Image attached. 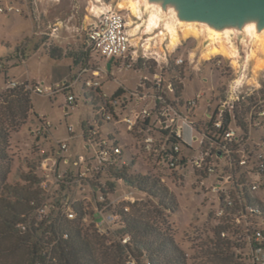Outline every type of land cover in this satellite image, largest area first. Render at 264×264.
Masks as SVG:
<instances>
[{
  "label": "rangeland",
  "instance_id": "374dc122",
  "mask_svg": "<svg viewBox=\"0 0 264 264\" xmlns=\"http://www.w3.org/2000/svg\"><path fill=\"white\" fill-rule=\"evenodd\" d=\"M124 1L0 0V8L3 9L0 13V59L9 60L2 63L1 72L6 71V75L0 74V93L11 89L12 85L24 84L52 90V94L44 95L31 92L32 112L25 125L10 136L7 153L11 162L6 183L18 189L36 191L40 194L39 204L45 205L48 211L55 207L65 214L73 211V205H81L86 213L82 221L84 229L96 230L98 235L106 237L111 243L119 228L97 227L93 222L100 219V214L118 213L123 206L131 210L130 205L133 204H138L136 209H147L145 206L148 204H143L147 201V196L122 182L116 183L112 193L105 197L101 194L102 190L107 189V182L114 183L107 175L110 164H99L96 161L95 150L91 148L89 141L82 137L81 128L84 124L88 131L93 125L94 111L91 101L84 98L85 94L89 93L85 81L92 78L91 70H98L100 76L94 80L99 85L97 89L101 91L102 102L108 104L113 101V94L119 90L122 93L120 99H125V102L119 101L117 105L118 119L113 118L109 123L101 125L97 132L99 140L108 137L114 140L115 137L123 153L119 165H129L132 160L131 174H151L174 196L177 204L174 213L154 210V214L150 213L149 217L156 216L155 221L162 224L161 228L169 231L175 243L184 251L187 264H259L252 258L244 221L240 220L237 224L234 217H229L230 220L216 217L220 200L211 188L229 190V185L217 179L223 177L221 175H230L228 168L224 170L227 163L222 161L214 164L210 159L211 164L215 165L216 173L207 178H200L195 175L190 162L183 169L177 167L171 170L165 163L158 162V154L145 153L141 148V134H137L139 131L134 132L135 137L122 119L132 110L139 111L144 107H151L148 100L137 105L131 94L138 90L143 78L151 79L150 74L154 72V67H151V63L145 65L131 60L123 63L120 61L111 64L108 74L106 67L109 62L103 60L96 52H87L86 31L89 23L95 20L91 10L95 11L97 7L107 5L111 10L120 11L126 18L132 42L137 44L138 55H141V44H145V47L156 52L157 63L161 67L166 61L172 65L169 71L162 72V77L165 81L182 86L181 101L189 102L194 100L197 94L202 95L192 116L186 115L184 107L179 108L183 116L189 117V124L182 119L178 122L182 129L183 144L193 151L191 154L187 151L181 152V155L189 160L200 158L202 136L193 125H201L207 113H220V110L226 111L233 105V109H237L241 115L246 113L247 117L254 106L264 109V67L256 72L264 57L259 55L257 59L253 58L251 64L255 65V68L249 75L239 73L240 61L232 52L235 48H231L228 43H223L227 47V56L217 55L204 59L209 43L205 40V30L200 27L195 28L197 36L183 37L182 31L177 30L179 43L171 47L169 30H164L163 35L158 36V31L152 29L154 27L146 29L148 11H144L142 0H138V12L135 16L128 9L119 7ZM168 21L169 17L164 19L160 29ZM54 29L57 31L53 32ZM145 31L147 34H144ZM140 37H143L142 40ZM151 37L153 40L144 41ZM16 49H19L20 54L16 53ZM52 49L61 52V59L49 57V51ZM81 53H86L88 57L86 62L84 61L85 64L77 65L73 59ZM239 53L243 56L241 50ZM177 59L183 60L179 68L174 67ZM151 61L154 62L153 59ZM128 65L131 66L128 68ZM84 69L87 70L86 73H83ZM242 76L245 77L244 81L249 83L236 88L235 92L239 97L235 100L234 95H231V86L233 87V82ZM75 81L77 82L74 86L70 87ZM64 85L69 88L63 91ZM69 93L75 98L71 105L65 98ZM112 110L114 111V108ZM252 116L256 115L253 113ZM37 135L39 141H36ZM247 135L249 143L253 145L258 146L264 142V117L260 119L258 127L248 128ZM62 144L67 148L64 153L59 154L58 146ZM103 168L104 170H101ZM243 172L245 170L242 169L240 175ZM255 194L264 203V188H259ZM230 195L236 202V195ZM75 218L76 214L73 219ZM92 224L93 227L90 226ZM219 224H228L227 232H224V236L220 233L219 238L222 243L230 246V252L239 259L226 260L213 254L216 250V233L219 231L216 227ZM248 226L252 227L251 233H254V228H260L257 221L250 222Z\"/></svg>",
  "mask_w": 264,
  "mask_h": 264
},
{
  "label": "trees",
  "instance_id": "16d2710c",
  "mask_svg": "<svg viewBox=\"0 0 264 264\" xmlns=\"http://www.w3.org/2000/svg\"><path fill=\"white\" fill-rule=\"evenodd\" d=\"M19 52V49H16V53ZM49 57L58 60L62 55L57 49H52L49 51ZM6 60L9 61L4 58L0 59V74L3 76L6 75V71L1 72L3 70L2 63ZM83 60H87V55L84 53L73 59L75 64H79ZM137 63L144 64L141 60ZM150 65L153 67L152 64ZM172 85V96L180 99L182 86L174 83ZM66 89L64 85L63 91ZM87 90L89 93L85 94L84 98L86 101L87 99L91 101L94 121L88 131L84 124L81 125L82 137L91 142V145L106 141V148H118L115 137L114 140L109 137L99 140V133H97L102 124L110 122L98 116L97 113L111 114L114 118L113 107L102 102L103 98L98 89ZM121 95L119 90L113 94L111 100L123 103V100L120 99ZM66 97L67 95H65ZM31 112V93L25 90V84L0 93V264H187L184 251L175 243L169 231L166 228H161L162 224L155 221L156 216L149 217L150 213L154 214L156 210L174 213L177 209L174 196L158 178L151 174H131L132 160L129 165L125 163L119 165L120 157L123 154L122 150L119 155H114L109 151L104 160L101 162L96 160L99 164L109 162L107 175L114 180V183H106L107 189L102 190L101 194L105 197L115 190L116 183L122 182L145 194L148 199L143 204L148 205L145 206L146 210L136 209L138 204H133L130 205L131 210L123 206L118 213L115 212L119 219L113 227L117 226L119 229L114 233L112 243L106 237L98 235L96 230L84 229L82 221L86 213L81 205H73L72 210L76 214V218L69 220L66 213L62 214L55 207L48 211L45 205L39 204L40 194L36 191L18 189L16 186L8 185L6 180L10 173L11 159L7 151L10 136L25 125ZM245 114L243 112L241 115L237 109L233 108L231 112L225 111L221 117L222 128L217 130L213 128V124L218 118V112L215 111L212 115L207 113L203 123L197 127V132L205 135L204 145H201V148L208 145L210 141L219 143L224 132L233 128L236 130L239 140L242 138L246 141L243 142L244 151L251 153V165L259 164L255 153L260 150L264 151V142L259 143L258 146L249 143L248 128L255 127L256 119L249 120ZM40 122L42 121L40 120ZM259 125L260 122L256 127ZM90 129L96 131L93 138L89 133ZM131 133L134 134V132ZM36 141H39V135H37ZM173 143L174 141L169 139L167 148L169 149ZM184 147L186 148L183 149L184 152L186 150H189L187 152L189 154L192 152L188 147ZM168 156H170L169 151L162 152L158 155L157 160L169 167ZM185 161L183 156L180 169L185 167ZM216 162L219 163L217 160ZM231 172L233 175H240V169L237 166ZM195 175L200 174L195 172ZM251 175H263L258 176V179L260 188H264V172L260 174L252 172ZM36 183L39 182L36 181ZM246 185L247 182L243 181L241 186L244 187L240 189L241 200L244 207L254 211L252 219L261 225L259 232L264 237V203L258 199L254 192L247 190ZM143 204L140 203V205ZM150 210L152 211L149 212ZM41 211L42 213H40ZM227 215L236 216V213L229 211ZM31 217L33 218L31 219ZM97 221H94L93 224ZM93 224L90 226L93 227ZM216 229L219 231L216 233L217 239L214 245L216 250L213 254L222 256L226 260L239 259L233 252H230V246L222 243L219 238L220 233L227 232L228 226L219 224ZM124 239H127L126 243L122 242ZM262 249L264 250V246Z\"/></svg>",
  "mask_w": 264,
  "mask_h": 264
},
{
  "label": "built area",
  "instance_id": "2783aa9c",
  "mask_svg": "<svg viewBox=\"0 0 264 264\" xmlns=\"http://www.w3.org/2000/svg\"><path fill=\"white\" fill-rule=\"evenodd\" d=\"M1 12H3L2 8H0V13ZM91 12H93L95 20L89 23L86 31V47L89 51L96 52L103 59L114 60L115 62L121 61L123 63L131 60V62L136 63L141 60L144 64L151 63L153 65L154 72L150 75L151 79L143 78L138 90L131 94L133 98H135L136 104L148 100L151 107L149 105V109L144 107L139 111L132 110L122 120L128 126L127 128L129 132H135L136 130L139 131L137 134H141V148L145 153H148L149 155L152 153L160 155L162 152L167 153L169 151V168L172 170L177 167L180 168V163L183 157L181 152L186 148L184 147L185 145L182 140V129L178 126V122L179 119H182L185 123L189 124V117L187 116H192V112L202 95L197 94L194 100L185 103H181L180 99L174 98L172 96L173 83L171 81H165L162 77V72L169 71L172 65L166 61L161 67L157 63L158 56L156 52L152 51V49H149L147 46L145 47V44H141V55H138V47L137 44L132 42V35L130 34L125 16L118 10L109 9L107 5L100 8L97 7L95 11L91 10ZM55 31L56 29L53 30V32ZM151 58L157 63V65L151 61ZM174 64L175 68H179L182 66L183 60L177 59ZM130 66L131 65H128L127 67L129 68ZM92 72L93 78L99 77L100 72L98 70H93ZM244 79L245 77L242 76L239 80L233 82V87L231 86V95H234L233 99L235 100H238L239 97L235 92V90H237L236 88L243 87L244 84L249 83L248 81H244ZM15 86L16 85H12V88ZM85 86L89 90H97L99 87L94 79L85 81ZM66 88L69 87L66 86ZM25 90L37 95L52 94L51 88H41L40 86L31 87L25 85ZM123 100V102H125V99ZM66 101L69 105L73 104L75 101L73 94L67 95ZM108 104L114 108V119H116L119 115V107L117 106L119 105V101H110ZM181 107L185 108L187 116H183L180 113L179 108ZM232 108L233 105L228 107L226 111L231 112ZM224 112L225 111L220 110V113H218V118L213 124L214 129L221 130V117ZM253 113L256 116H252ZM97 115L105 118L107 121H112L113 119L111 114L98 112ZM253 117H257L255 124V126H257L260 119H263L264 117V109H260L257 106L252 107L248 118L249 120H253ZM193 127L197 130L196 126L193 125ZM89 133H91L92 138L96 135V131H93L92 129L89 130ZM199 134L202 136L199 150L200 158L198 160H189L185 157L186 161L184 165L186 167L190 162L194 172L198 171L199 174H201L197 176L200 178H207L211 176L212 173H216L215 165L211 164L212 162L210 159L213 160L214 164H218L216 160L219 161V163L222 161L227 163L224 170L228 168L230 175H221L223 177L216 178L229 185V190H223L217 187L211 188V191L218 194L220 200V209L216 217L222 220H230L229 217H234L237 224L240 220L244 221L247 231V243H249L252 250V258L257 263L264 264V255H262V252H264L262 249L264 246V237L260 235V228H254V233L250 232V228L252 229V227L248 226V224L252 221H256L252 219L254 211L244 207L240 196V189L244 187L241 186L243 181L247 182L246 188L251 192L255 193L260 188L258 176L263 175H251V173L255 172L260 174L264 172V151L260 150L258 153H255V157L259 161V164L252 166L250 163L251 153L244 151L243 142L246 141L242 138L239 140L235 129L230 128L225 131L219 143L216 144L210 141L209 144H206L203 148H201V145H204L205 135L203 133ZM169 139H172L174 143L171 144L168 149L167 141ZM106 145V141H102L97 145H91V148H94L95 150V158L98 162L104 160L109 151L114 153V155H119L121 152L119 147L108 149L106 148ZM58 147L59 153H64L67 148L65 144L59 145ZM186 151L189 152V150ZM235 166L240 169V172L242 169L245 170V172H243L242 175H233L231 171ZM224 170L222 172H224ZM231 193L236 195V202L232 200ZM125 210L127 211V209ZM229 211L235 212L236 216H228L227 213ZM40 213H42V211ZM66 216L69 220L74 218V214L71 211L66 213ZM100 216V219L96 222L97 227H111L119 219L116 214H101ZM221 234L224 236V232ZM126 241L127 239H124L122 242L126 243Z\"/></svg>",
  "mask_w": 264,
  "mask_h": 264
},
{
  "label": "water",
  "instance_id": "95a60500",
  "mask_svg": "<svg viewBox=\"0 0 264 264\" xmlns=\"http://www.w3.org/2000/svg\"><path fill=\"white\" fill-rule=\"evenodd\" d=\"M142 7L148 11L147 26L153 12L158 16V25L152 28L158 31V36H162L164 30L177 33V30L200 27L205 30V40L209 43L207 47L225 42L235 48L232 52L240 61L239 73L249 75L255 68L251 63L260 55L264 0H142ZM168 17L170 21L160 29L161 22ZM147 40H153V37L144 41ZM111 62L107 65L108 69Z\"/></svg>",
  "mask_w": 264,
  "mask_h": 264
},
{
  "label": "bare ground",
  "instance_id": "6f19581e",
  "mask_svg": "<svg viewBox=\"0 0 264 264\" xmlns=\"http://www.w3.org/2000/svg\"><path fill=\"white\" fill-rule=\"evenodd\" d=\"M138 2H139L138 0H125L122 3L120 2L121 4H119V7L128 9L131 12V14L135 16L138 12ZM158 21H159L158 16L153 12L149 18V23H148L147 29H149L151 27L156 28L158 25ZM169 32H171L170 46L173 47L177 44L179 37L174 30H170ZM197 34L198 33L196 32V30L194 28H186L182 31L183 37L188 36V35L197 36ZM259 53L262 57H264V32H262V34L260 35V38H259ZM217 55H222V56L228 55L227 47L223 44V42H218L217 45L208 46L206 48V52H205L203 58L209 59L210 57L217 56ZM263 67H264V61L262 60V61H260L259 65L256 69V72L261 70Z\"/></svg>",
  "mask_w": 264,
  "mask_h": 264
},
{
  "label": "crops",
  "instance_id": "0c3cea01",
  "mask_svg": "<svg viewBox=\"0 0 264 264\" xmlns=\"http://www.w3.org/2000/svg\"><path fill=\"white\" fill-rule=\"evenodd\" d=\"M94 1H97V0H94ZM56 31H57V29H56ZM86 50H87V52H89L90 54H91V51H89L87 48H86ZM84 54H86V53H84ZM87 55V54H86ZM87 57H88V55H87ZM101 57V56H100ZM102 58V57H101ZM103 59V58H102ZM103 60H105V61H107V62H109L110 60H106V59H103ZM86 62V61H85ZM85 62H84V60L82 61V62H80L79 63V65H81V64H85ZM116 63H118L117 61L115 62L114 60H112V62L110 63V66H111V64H116ZM78 65V64H77ZM106 69H108V67H106ZM93 70H91V75H92V78L91 79H89V80H92V79H94L93 78V72H92ZM109 71H110V67H109V69H108V74H109ZM87 72V70L86 69H84L83 70V73H86ZM99 76H100V74H99ZM87 81V80H86ZM77 81H75V82H73L71 85H70V87H73L74 85V83H76ZM65 82H63V84H64ZM69 87V86H68ZM101 92V91H100ZM69 94H72V93H69ZM68 94V95H69ZM180 101H181V97H180ZM181 103H182V101H181ZM60 154V153H59Z\"/></svg>",
  "mask_w": 264,
  "mask_h": 264
}]
</instances>
